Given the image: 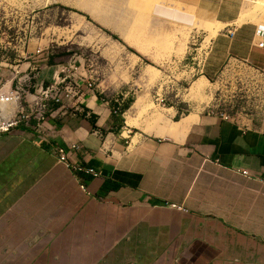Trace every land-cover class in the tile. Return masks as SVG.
<instances>
[{
	"label": "crops",
	"instance_id": "0c3cea01",
	"mask_svg": "<svg viewBox=\"0 0 264 264\" xmlns=\"http://www.w3.org/2000/svg\"><path fill=\"white\" fill-rule=\"evenodd\" d=\"M244 11L240 0L211 11L207 79L231 83L230 58L264 69L260 24ZM54 35L30 39L19 60L0 56L9 84L33 66L46 84L76 67L48 140L31 127L0 135V264H264V108L182 113L162 104V59L140 37L128 35L144 54L118 41L104 55ZM57 145L99 175L60 163Z\"/></svg>",
	"mask_w": 264,
	"mask_h": 264
},
{
	"label": "rangeland",
	"instance_id": "374dc122",
	"mask_svg": "<svg viewBox=\"0 0 264 264\" xmlns=\"http://www.w3.org/2000/svg\"><path fill=\"white\" fill-rule=\"evenodd\" d=\"M153 1L0 0V56L6 62L23 58L26 43L44 33H55L56 39L67 36L75 51L87 54L105 55L118 41L131 54H144L130 40L132 33L140 37L147 55L162 59L159 97L163 105H176L182 113L254 109L256 103L247 92L235 94L232 83L207 79L199 70L214 38H209L212 29L208 26H217L211 11L220 0ZM240 1L245 17L264 25V0ZM203 7L209 11L206 16H202ZM138 15H145V20H137Z\"/></svg>",
	"mask_w": 264,
	"mask_h": 264
},
{
	"label": "built area",
	"instance_id": "2783aa9c",
	"mask_svg": "<svg viewBox=\"0 0 264 264\" xmlns=\"http://www.w3.org/2000/svg\"><path fill=\"white\" fill-rule=\"evenodd\" d=\"M232 36L233 33L231 32ZM258 44L264 46V25L260 24L257 29ZM74 65L64 66L61 72L65 73L61 80L52 83H44L39 80V67L33 66L29 71L23 73L16 83L9 84L0 72V100H6V108H0V115H5V123H0V135L9 134L19 127H31L37 135L48 140L50 136V116L56 107H61L66 97L75 94L73 87L63 85L69 77V72L75 70ZM224 74L230 75L235 94L247 92L256 103L254 109L264 108V69L254 67L246 61L230 58L223 69ZM226 76V75H224ZM120 113L121 108L113 109ZM239 110L235 112L220 113L224 119H235ZM72 148H78L73 145ZM55 154L60 163L65 164L75 173H88L98 176L99 173L93 167L87 166L82 161L74 160L63 146L55 147ZM184 211L186 208L173 204ZM126 264H136L127 262Z\"/></svg>",
	"mask_w": 264,
	"mask_h": 264
},
{
	"label": "bare ground",
	"instance_id": "6f19581e",
	"mask_svg": "<svg viewBox=\"0 0 264 264\" xmlns=\"http://www.w3.org/2000/svg\"><path fill=\"white\" fill-rule=\"evenodd\" d=\"M5 100H0V103H2V102H4ZM0 123H5V122H3V121H0Z\"/></svg>",
	"mask_w": 264,
	"mask_h": 264
}]
</instances>
